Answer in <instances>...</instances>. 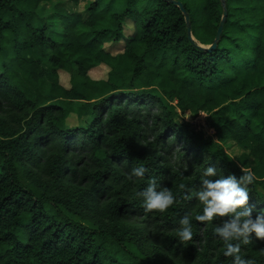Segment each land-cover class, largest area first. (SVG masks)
Here are the masks:
<instances>
[{
    "label": "trees",
    "instance_id": "16d2710c",
    "mask_svg": "<svg viewBox=\"0 0 264 264\" xmlns=\"http://www.w3.org/2000/svg\"><path fill=\"white\" fill-rule=\"evenodd\" d=\"M52 1L0 0V264H231L212 231L226 217L196 221L203 206L184 195L208 166L213 180L250 168L248 206L264 208V0H176L195 41L175 0H88L86 15L57 6L51 20ZM225 9L218 46L201 48ZM123 39L122 53L107 50ZM100 65L107 79L91 77ZM202 111L213 135L186 120ZM151 179L176 197L165 213L141 207ZM241 254L264 264V240Z\"/></svg>",
    "mask_w": 264,
    "mask_h": 264
},
{
    "label": "clouds",
    "instance_id": "9594fccd",
    "mask_svg": "<svg viewBox=\"0 0 264 264\" xmlns=\"http://www.w3.org/2000/svg\"><path fill=\"white\" fill-rule=\"evenodd\" d=\"M147 169L141 165L132 169L128 176L143 178ZM243 173L239 177L234 174L220 175L218 179H209L217 176V169L208 166L203 169L200 176V186L197 190L188 189L184 199L195 198L202 206V214H197L195 220L202 223H211L216 218L221 223L215 226L213 234L223 243V255L231 257V264H254L251 258H245L241 254V245L253 242V234L256 240H264V208L259 209L253 216V208L248 206V185L254 182L255 174L250 168H242ZM180 190H186L184 183L179 184ZM141 199V207L145 214L165 213L176 203L173 192L166 187L159 188L155 179H151L143 191L137 193ZM179 228L175 232L177 240L186 245L193 239L192 220L185 215L179 220Z\"/></svg>",
    "mask_w": 264,
    "mask_h": 264
},
{
    "label": "rangeland",
    "instance_id": "374dc122",
    "mask_svg": "<svg viewBox=\"0 0 264 264\" xmlns=\"http://www.w3.org/2000/svg\"><path fill=\"white\" fill-rule=\"evenodd\" d=\"M89 1L88 0H81L79 4H76L74 2H72V0H53L52 3H45L43 5V8L41 10V12L45 13L47 16V18H50L51 20L55 19V7L59 6V7H64L67 10H69L70 12H82L84 15H86V10L89 6ZM41 13V14H42ZM56 21H52V25H56L55 23ZM125 37L126 39H128V37L130 35L133 34L134 32V23L132 22V20H127L125 23ZM56 27L58 29H60L59 25H56ZM48 36L49 37H53L56 39H59L60 36L58 33H51L48 31ZM125 39H123L121 42L119 43H107L106 44V48L108 51H110L112 54L116 55L119 53H122L124 51V46H125ZM109 67L106 65H100L97 68H94L90 71V75L93 79L99 80V79H107L108 78V74H109ZM59 75H60V81L61 83L66 87V88H70L71 87V74L69 72L60 70L59 71ZM139 90V89H137ZM136 90V91H137ZM183 115V114H182ZM191 115H187L186 114V118H190ZM181 118H183V116H181ZM184 120V119H182ZM76 125L78 124V119L76 116H73L70 120V125ZM207 134H214L213 130H209L207 131ZM227 152L234 158V159H239V157L245 152L241 147H239L235 142H230L228 144H226L225 146ZM177 149V148H176Z\"/></svg>",
    "mask_w": 264,
    "mask_h": 264
},
{
    "label": "water",
    "instance_id": "95a60500",
    "mask_svg": "<svg viewBox=\"0 0 264 264\" xmlns=\"http://www.w3.org/2000/svg\"><path fill=\"white\" fill-rule=\"evenodd\" d=\"M173 3H175L177 6H179L181 11L185 14L186 22H187V25H188L189 36H190V38L193 41H195V39L193 37V34H192L191 21H190L191 19H190L189 14L186 12V9H185L183 3L180 2V1H176V0L173 1ZM223 4H225V0H223ZM226 17H227V10L225 9L224 14H223V18H222V21L220 23V27L218 29L217 36H216V39H215L214 43L212 45L199 44V46L201 48H205L207 50H213V49H215L218 46V42L221 40V37H222V34H223Z\"/></svg>",
    "mask_w": 264,
    "mask_h": 264
},
{
    "label": "built area",
    "instance_id": "2783aa9c",
    "mask_svg": "<svg viewBox=\"0 0 264 264\" xmlns=\"http://www.w3.org/2000/svg\"><path fill=\"white\" fill-rule=\"evenodd\" d=\"M191 114V112H187V115ZM207 116L208 114L205 111H202L196 116L191 115L190 118L187 117L186 120L190 121L197 130H204L207 132L211 130L207 125Z\"/></svg>",
    "mask_w": 264,
    "mask_h": 264
}]
</instances>
